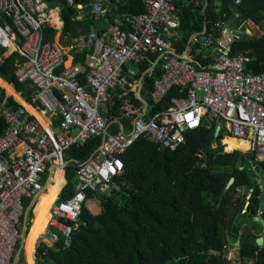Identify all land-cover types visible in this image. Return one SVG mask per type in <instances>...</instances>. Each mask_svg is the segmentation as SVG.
<instances>
[{
    "label": "built area",
    "instance_id": "1",
    "mask_svg": "<svg viewBox=\"0 0 264 264\" xmlns=\"http://www.w3.org/2000/svg\"><path fill=\"white\" fill-rule=\"evenodd\" d=\"M109 1L89 0L94 24L86 33L72 35L63 33L58 6L44 0H0V47L4 54L13 51L22 58L15 75L19 83L34 86L30 105L45 121L42 124L13 96L4 93L0 98V118L6 125L0 135V264H19L37 199L54 171L64 170L63 155L70 147L100 139L77 168L69 196L58 200L66 183L64 170V184L36 238L33 259L43 244L69 245L73 227L67 221L75 224L79 219L87 192L104 194L117 188L115 177L123 169L120 155L140 137L172 150L185 143L190 131L219 128L223 138L246 141L244 152L264 161V74L245 69L248 57L230 54L231 44L254 37L258 24L251 19L238 26L217 20L218 35L204 30L192 34L177 53L171 42L180 25L174 0H140L143 12H120L115 23L107 21ZM65 2L78 11L87 5ZM232 16L238 19L240 14L234 11ZM47 27L55 30L51 40L44 38ZM56 32L59 37L54 39ZM192 46L212 51V61L199 65ZM150 56L156 57L152 66L138 76L132 65ZM155 65L159 76L152 81L150 102L161 105L172 88L176 95L147 117L141 86ZM10 96L19 105L12 104Z\"/></svg>",
    "mask_w": 264,
    "mask_h": 264
},
{
    "label": "trees",
    "instance_id": "2",
    "mask_svg": "<svg viewBox=\"0 0 264 264\" xmlns=\"http://www.w3.org/2000/svg\"><path fill=\"white\" fill-rule=\"evenodd\" d=\"M44 1L60 8L63 33H86L94 24L89 0H77L87 3L80 11L65 0ZM234 1L174 0L180 19L178 34L171 38L176 52L183 50L192 34L204 30L218 35L214 23L220 19L238 26L250 18L264 29V0H240L238 5ZM111 2L109 23H115L120 12L145 10L140 0ZM234 11L239 12L238 19L232 16ZM54 32L45 28L44 38L51 40ZM192 48L199 65L212 61L210 55L203 59L197 46ZM4 53L0 47V78L34 106V86L19 83L15 75L22 58L13 51ZM230 54L248 57L245 69L264 74V34L233 42ZM150 59L132 65L138 76L152 66L156 57ZM69 61L70 58L67 65ZM158 76V65L152 68L149 77L143 76L141 99L148 105L147 117L168 106L169 98L176 95V88H172L161 105L150 102L152 81ZM3 96L4 88L0 87V98ZM8 98L19 105L11 96ZM113 103L114 119L118 101L115 99ZM116 125L112 123L111 128ZM5 127L0 118V135ZM222 138V134L214 135V128L201 127L190 131L185 143L172 150L160 148L143 137L136 139L120 155L123 169L115 177L117 188L104 194L87 192L79 219L75 224L67 221L73 227L69 245L43 244L36 255L37 264H264V210L259 208L264 161L255 160L249 152L234 150L243 149L238 139H232L233 151H224L220 145ZM99 143L100 139L90 140L64 152L66 183L58 200L69 196L77 168ZM62 173L63 169L57 174L61 177ZM231 178L233 181L227 187ZM259 237L263 238L262 245L256 242ZM232 246L236 248L235 256L228 259ZM19 264H26L22 254Z\"/></svg>",
    "mask_w": 264,
    "mask_h": 264
},
{
    "label": "bare ground",
    "instance_id": "3",
    "mask_svg": "<svg viewBox=\"0 0 264 264\" xmlns=\"http://www.w3.org/2000/svg\"><path fill=\"white\" fill-rule=\"evenodd\" d=\"M0 86H4L6 88V91L9 92L8 95L13 96L16 100H18L30 113H32L42 124H45V121L43 120L41 114L36 111L30 104L25 102L9 84L6 83L2 78H0ZM232 139H237L232 136H226L223 138L224 141H229L231 144V147H233ZM240 140V139H238ZM243 145V149L241 151H245L248 148V144L246 141L240 140ZM56 171V170H55ZM55 171L53 173V179L51 183H49L43 191L40 193L36 205L32 212V224L29 228V232L26 234L24 238V256L26 259L27 264H34L33 263V257L32 252L34 249V243L36 241L37 236L44 231V228L46 226L47 220L49 218V208L52 204V202L55 200L58 192L60 191L61 187L64 184V170L60 177L59 174H55ZM46 190V192H44ZM43 193V194H42Z\"/></svg>",
    "mask_w": 264,
    "mask_h": 264
},
{
    "label": "crops",
    "instance_id": "4",
    "mask_svg": "<svg viewBox=\"0 0 264 264\" xmlns=\"http://www.w3.org/2000/svg\"><path fill=\"white\" fill-rule=\"evenodd\" d=\"M112 4V2H111V0L109 1V3H108V8L110 9V5ZM116 4V3H115ZM81 14V13H80ZM80 14H79V16H80ZM78 16V19H80L81 18V16L79 17ZM248 19H250V18H248ZM252 20V19H251ZM107 21H108V18H107ZM116 21H118V19L116 18ZM104 24V22H102L101 23V25H103ZM258 26V32H257V34L254 36V37H251V38H257V37H259V36H262L263 34H264V29H263V27L260 25V24H258L257 25ZM59 37V32H56V34H55V36H54V39H57ZM250 38V37H249ZM198 53L200 54V55H210V59H212V51H209V50H198ZM136 71V70H135ZM61 171V169H56V171H55V174L56 173H58V172H60ZM43 194V193H42ZM32 257H33V252H32ZM33 263H34V261H33ZM35 264V263H34Z\"/></svg>",
    "mask_w": 264,
    "mask_h": 264
},
{
    "label": "rangeland",
    "instance_id": "5",
    "mask_svg": "<svg viewBox=\"0 0 264 264\" xmlns=\"http://www.w3.org/2000/svg\"><path fill=\"white\" fill-rule=\"evenodd\" d=\"M7 83V82H6ZM8 84V83H7ZM2 88H4V93H5V95H8V93L9 92H7L6 91V88L4 87V86H1ZM225 142V150L224 151H226V150H228V152H230V150H232V147H231V144H230V142L228 141H224ZM221 145V144H220ZM222 148H223V146H222ZM234 150H238V149H234ZM233 151V150H232ZM241 151V150H240ZM242 152H244V151H242ZM44 192H46V190L44 191ZM32 223V222H31ZM27 237V236H26ZM26 239V238H25ZM24 243H25V241H24ZM235 251H236V248L235 247H230L229 248V252H228V254H227V258L228 259H232L234 256H235ZM22 255L24 256V247H23V252H22ZM24 260H25V263H26V259H25V256H24ZM33 261H34V263L35 264H37V260L36 259H33ZM27 264V263H26ZM248 264V263H247ZM249 264H252V263H249Z\"/></svg>",
    "mask_w": 264,
    "mask_h": 264
},
{
    "label": "water",
    "instance_id": "6",
    "mask_svg": "<svg viewBox=\"0 0 264 264\" xmlns=\"http://www.w3.org/2000/svg\"><path fill=\"white\" fill-rule=\"evenodd\" d=\"M218 133H219V128H216L214 131V135L217 136ZM253 165H255V164H253ZM232 181H233V178H231L229 180V182L227 183V187L230 186ZM259 208H260V210H264V181H262V193L260 195ZM256 242L258 243V245H262L263 238L262 237L257 238Z\"/></svg>",
    "mask_w": 264,
    "mask_h": 264
}]
</instances>
